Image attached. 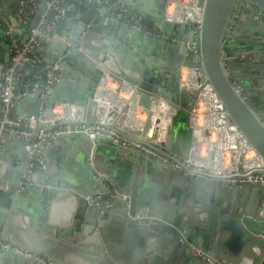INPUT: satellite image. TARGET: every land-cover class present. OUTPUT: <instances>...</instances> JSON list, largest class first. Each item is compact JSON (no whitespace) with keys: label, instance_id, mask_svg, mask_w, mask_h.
Instances as JSON below:
<instances>
[{"label":"water","instance_id":"1","mask_svg":"<svg viewBox=\"0 0 264 264\" xmlns=\"http://www.w3.org/2000/svg\"><path fill=\"white\" fill-rule=\"evenodd\" d=\"M22 1L0 0V15L11 16ZM115 1L159 35L108 19L107 8L93 5L100 18L66 26L60 40L37 48L58 67L59 81L22 99L18 114L36 118L43 108L50 120L61 103L75 106L78 118L87 112L93 119L96 110L105 112L95 96L109 75L135 88L131 101L148 112L141 136L121 127L118 134L170 164L110 136L70 132L50 146L39 143L33 157L44 168L29 172L26 137L0 135V238L17 249L0 250V264H264V185L231 187L187 161L205 133L191 126L201 88L181 84L183 68L197 72L221 106L220 117L264 160V0H200V14L183 22L166 14L170 0ZM44 11L32 18L21 45ZM8 61L6 55L0 72ZM162 101L176 111L161 144L166 151L146 138ZM115 115L108 109L106 121ZM135 162L152 167L144 177L149 184L135 175ZM99 195L103 202H94Z\"/></svg>","mask_w":264,"mask_h":264},{"label":"built area","instance_id":"2","mask_svg":"<svg viewBox=\"0 0 264 264\" xmlns=\"http://www.w3.org/2000/svg\"><path fill=\"white\" fill-rule=\"evenodd\" d=\"M81 1L92 2V0H51L42 3L41 0H24L13 11L11 16L0 15V30L8 46L6 55H9V61L3 64V70L0 72V135L26 137L25 149L29 153L27 161L29 172L44 168L45 162L41 157H33L34 154L38 153L37 146L39 143L45 142L47 146H50L51 141L56 136L70 132H88L90 138H94L96 134L110 136L113 137L115 141L126 144L131 150H134L135 147H139L140 152L156 156L164 163L170 164L169 160L159 156L157 151L123 139L117 132L120 126L113 127L106 121V110L109 109L112 104L105 101V99H97L98 91L99 88L102 87V83L105 81L110 82L111 85L109 88H113L115 90V95L118 97H122L123 93L126 95L127 92L125 90L133 88L126 83H120L109 75L101 80L95 96L96 104L106 107L104 110L105 112L101 114L96 110L93 114V119L90 118L87 112H84L82 116L86 114L85 116H87L88 120L83 121L82 116L79 118L77 117L75 106L61 103L55 104L52 108V118L50 120L44 119L45 109L43 108L36 118H25L18 114V104L22 99L29 96L41 95L51 90L59 81L58 67L53 64L45 63L38 54L37 48L61 39V35L58 34L59 27L71 11L73 7L72 4ZM170 2L171 1H169L167 10L171 5ZM97 3L100 2L97 1ZM42 7L45 9L44 13L40 16L36 26L32 29L29 40L24 45H21V36L24 32V28L29 26L32 18L39 13ZM168 13L167 11L166 14L168 15ZM110 18L117 22H125L131 27L145 29L148 34H153L152 30L148 28L137 15L130 14L124 8H121L119 12L112 15ZM2 63L3 61H0V65ZM200 88L201 91L198 94L197 103L191 114V126L194 131L205 133L204 142L192 145L187 161L196 167H203L197 166V164L192 162V152L194 146H197L199 155L202 159H207V163H204L206 165L205 168L208 169L209 173H213L220 177L221 179L218 180L219 182L225 183L231 187L248 184L264 185V172L262 171L264 169V160L251 146L249 147V145L238 136L237 132H228V148L222 150L226 152L227 157H225L222 166L217 165L216 159L218 150H220V145L218 136L216 135V139H214V134L220 131V129L226 128V124L222 127L218 126L216 117L211 127L206 126V124L204 125V123L193 124L194 119H201V117L196 114L197 110L202 113V117L204 118L208 114V111L198 104L199 96L201 92L204 91L202 85ZM136 94L137 91L133 88L131 95L127 94L128 97L126 99L131 101V98ZM124 111L126 112L125 123L129 124L127 122L129 120L128 113L130 112L127 110ZM136 112L137 114L140 112L146 116L148 115V112L140 108L138 104ZM213 113L216 115L214 111ZM32 123L37 124L35 129L30 127ZM34 133L35 138H29ZM139 135L141 136V134ZM235 135L237 139L235 140L236 144L233 145L232 141ZM159 137L160 133L157 132L155 136L147 138V140L152 146L166 151L165 148L161 146L163 142L158 140ZM234 153L239 154V161L233 159ZM172 165L178 167L176 164ZM112 189L113 188H110L109 193H107V196L111 199L114 198L113 191H111ZM114 193L115 195L117 194L116 192ZM93 200L94 202L102 201V195L94 197ZM104 207L108 209L110 205ZM9 249L17 250L16 248H12L10 243L0 238V250ZM199 253V251H195L196 256H200Z\"/></svg>","mask_w":264,"mask_h":264},{"label":"bare ground","instance_id":"3","mask_svg":"<svg viewBox=\"0 0 264 264\" xmlns=\"http://www.w3.org/2000/svg\"><path fill=\"white\" fill-rule=\"evenodd\" d=\"M170 1H171L170 4L171 3L175 4L174 5V8H175L174 12L176 10V12L174 14H169L168 13V17L172 21L183 22L184 19H186V18L187 19H192L196 15L198 16L200 14V8H199V1L200 0H189L187 3H185L184 0H170ZM180 1H183V3H182L183 5L181 4ZM187 5L191 6V7H188ZM183 69L185 70L187 68H183ZM182 74H183V71H182ZM185 76H186V81H185L186 84H185V86L189 87L190 89L191 88L198 89V88L201 87L200 82H198L199 81V74L197 72L187 69V73L185 74ZM181 78H182V75H181ZM105 82H107V81H105ZM105 82H103L102 83V87L99 88L98 95H97L98 99L99 100L105 99V101H109V97H108L109 93L107 94V92L105 90H107V91L110 90V92H111V94L113 96V100H114V98H116L115 97L116 96L115 95V90L108 89L109 86L108 87L106 86L105 89H102L105 86ZM181 87H182V85H181ZM132 91H133V88L132 89L130 88V95H131ZM128 94H129V92H128ZM111 103H112V107L113 108L119 110L118 108L121 106V102L118 101V103H117V101H116L114 103V102L111 101ZM130 103H132V101H129L127 106H125V110H127L128 112L129 111L131 112ZM198 104H199V106L200 105L204 106L203 108L206 109V111H208V114L205 116V121H206V117H208L209 114H212L210 119L213 116L212 121L209 119V120H207L205 122L206 126L211 127L213 125V120L215 119V117L217 119L218 124H220V127L224 126V121L225 120H223V118L220 117V114H219V112L221 111V106L220 105L217 106V103L215 101L214 93H212L211 91H205V90L203 92H201V94L199 96ZM109 109H111V108H109ZM156 109L157 110L154 113V117H153L154 119L152 120V125L147 130L146 138H150L152 136H155V134L157 132H159L160 133V137H159L158 140L160 142L165 143V141L167 139V136H168V131L171 128V125H172V117L174 116V113L176 111H175V109L171 108L169 105H167L163 101L159 102L157 104V108ZM106 111H108V109ZM213 111L215 112L216 115H214ZM208 122L210 123V125L207 124ZM196 123L200 124L199 118H196L195 122L193 124H196ZM225 123H226V128L220 129V131H218L217 133L214 134L215 135L214 139H216V135L218 136L219 145H220V150H218L217 159H216L217 160L216 163H217L218 166H222L224 164L225 157H227L226 152H223L222 150H226L228 148V141H227L228 132L229 133L237 132L233 126L227 125L228 123L226 121H225ZM135 127H140V129H135V130H136V132L142 134V131H144V129L146 128V121L145 122H141V123H137V125H135ZM227 127H230V128H227ZM238 136H239V134H238ZM236 139L237 138H236V135H235L234 136V140L232 141L233 145L236 144L235 143ZM195 151H196V153H195ZM196 154H197V156L200 159H202V157L199 155L197 146H194V150L192 152V162L194 164H197V166H203L201 168H205L206 165L204 163H207V159H204L203 161H199V160H197ZM239 158H240L239 154H235V153L233 154V159H235V161H239Z\"/></svg>","mask_w":264,"mask_h":264},{"label":"crops","instance_id":"4","mask_svg":"<svg viewBox=\"0 0 264 264\" xmlns=\"http://www.w3.org/2000/svg\"><path fill=\"white\" fill-rule=\"evenodd\" d=\"M100 2V3H97ZM4 2V1H3ZM117 1L115 0H92V2H77V3H74L72 9H71V14H70V17L68 18L67 22L62 24L59 29H58V34L61 35V32H65L66 31V26L70 27V28H73L77 23H79L82 19H95V18H100V13H98L97 11L95 12L96 9H94L93 5L96 6L97 8L99 9H102V8H107L108 9V14L107 15H110L113 11H118V8L115 7V4H116ZM26 28H24V32L21 36V39H23L24 35H25V32H26ZM47 46V45H45ZM45 46H42V47H45ZM7 42H6V39L4 38V35L2 34L1 30H0V61H3L4 57L6 56L7 54ZM183 71V70H182ZM184 72V71H183ZM183 76V74H182ZM182 79V78H181ZM102 89H105L102 88ZM111 90H114V89H111ZM108 93H111L110 90H105ZM108 97H109V94H108ZM97 99H98V96H97ZM116 99V98H115ZM118 99V97H117ZM110 100V98H109ZM137 113V112H136ZM86 115V114H85ZM82 116V120H88L87 116ZM135 115V114H134ZM78 150L79 152L81 153V155L79 156V160L81 161L82 160V157L84 156V149L81 147V144L78 146ZM15 150L13 149L12 152H14ZM73 160V159H72ZM56 162V160H55ZM135 164V169L134 171H136L135 175H137V177H139V174L143 175V181L146 183V184H149V180L145 179V175H150L151 172L153 171L152 167H146L144 165H141L137 162L134 163ZM13 165L18 167L19 165V162L17 160H13ZM16 169V168H14ZM13 169V170H14ZM76 169V168H75ZM69 170H73V168H70ZM13 175H15L16 171H13L12 172ZM150 177V176H149ZM71 181V180H70ZM142 184V182H141ZM27 210H30L31 209V206L28 204L26 206ZM42 210V209H41ZM22 213L23 216H26V213H24L23 211H20ZM28 217V216H26ZM31 217V216H29ZM30 220V219H29ZM18 227H25V224H23L22 226L19 225ZM76 234H79L78 232L75 233ZM81 237L83 238V235L81 234ZM71 239H74L75 237L74 236H71L70 237ZM81 243V242H80ZM71 245V244H70ZM72 246L76 247L78 245H75V244H72ZM77 248H80V249H83L82 246H79Z\"/></svg>","mask_w":264,"mask_h":264},{"label":"rangeland","instance_id":"5","mask_svg":"<svg viewBox=\"0 0 264 264\" xmlns=\"http://www.w3.org/2000/svg\"><path fill=\"white\" fill-rule=\"evenodd\" d=\"M189 0H184V2L185 3H187ZM181 2V4L183 3V1H180ZM176 3V2H175ZM184 3V4H185ZM174 5L175 4H173V3H171V5L168 7L169 9L167 10L168 12H169V14H174L175 12H176V10H175V12H174ZM183 5V4H182ZM188 6V5H187ZM186 6V7H187ZM188 7H191V6H188ZM183 76H182V85H185L186 84V76H185V74L187 73V69H183ZM110 85H111V83L110 82H105V88H106V86L108 87H110ZM113 86V85H112ZM108 89H113V88H108ZM126 91V90H125ZM109 92V91H108ZM127 93H126V95L128 94V92H129V94H130V90H127L126 91ZM120 94V93H119ZM118 94V95H119ZM124 93H123V95H122V97L120 96V97H118V96H116V97H118V99L116 98H114V100H113V96H112V94L111 93H109V98H110V100L108 101L109 103H111V101H113L114 103L117 101V103H118V101L119 102H121V106L118 108V109H122V110H115V108L113 109L116 113H117V115H115L114 117V120H113V122H111V126H113V127H116V126H120L121 128L119 129L120 131H123L124 133L126 132L127 133V131L126 130H128V129H131V130H135V129H140V127H135V125H137V123H141V122H145L146 121V118H147V116L145 115V114H143V113H136V110H137V105L135 104V103H130V106H131V112L130 113H128L129 114V121L127 122V123H129V124H126L125 123V119H126V116H125V114H126V112L124 111L125 110V106H127V104L129 103V99H126L127 97H128V95L126 96ZM126 99V100H125ZM112 104V103H111ZM200 107H201V105H200ZM202 107H204V106H202ZM111 109L113 108L112 106L110 107ZM199 109V108H198ZM135 114V115H134ZM198 116H200L201 117V119H199V121H200V124L201 123H204L205 124V122L207 121V120H209L210 119V117H211V115L212 114H209L208 115V117H206V121H205V118L204 117H202V113H200L199 112V110H197V113H196ZM122 118H124L123 119V121L121 120ZM212 119H213V116H212V118L210 119L211 121H212ZM132 121V122H131ZM194 122H195V119H194ZM207 124H209L210 125V123L208 122ZM128 133H132V131H130V132H128ZM197 150V149H196ZM195 153H196V151H195ZM196 157H197V160H199V161H203L204 159H200L198 156H197V154H196Z\"/></svg>","mask_w":264,"mask_h":264},{"label":"flooded vegetation","instance_id":"6","mask_svg":"<svg viewBox=\"0 0 264 264\" xmlns=\"http://www.w3.org/2000/svg\"><path fill=\"white\" fill-rule=\"evenodd\" d=\"M115 7L118 8V11H113L110 15H107V18H108V19H111L110 17H111L112 15L116 14L117 12H119L121 8L126 9V8L124 7V5H122V6H120V7H117V2H116V4H115ZM130 14H131V13H130ZM135 15H136V14H135ZM146 26L152 30V32H153L152 35H159L158 31H157L154 27H151V26H149V25H146Z\"/></svg>","mask_w":264,"mask_h":264},{"label":"trees","instance_id":"7","mask_svg":"<svg viewBox=\"0 0 264 264\" xmlns=\"http://www.w3.org/2000/svg\"><path fill=\"white\" fill-rule=\"evenodd\" d=\"M74 5V3L72 4V6ZM70 14H71V11L68 13V15H67V18L65 19V21H63V23L62 24H64V23H66L67 22V20H68V18L70 17ZM2 32V31H1ZM5 38V37H4Z\"/></svg>","mask_w":264,"mask_h":264}]
</instances>
